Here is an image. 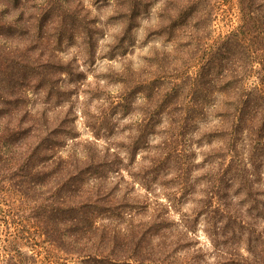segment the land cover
<instances>
[{"label": "trees", "instance_id": "16d2710c", "mask_svg": "<svg viewBox=\"0 0 264 264\" xmlns=\"http://www.w3.org/2000/svg\"><path fill=\"white\" fill-rule=\"evenodd\" d=\"M60 2L0 0V224L17 217L6 208L8 193L34 201L29 212L33 224L13 225L16 233H39L43 252L37 259L6 246L7 254L11 249L14 253L1 264H207L189 250L190 242H183L180 232L173 229L169 240L168 225L133 223L131 211L119 205L121 198H115L106 180L107 171L116 170V153L105 147L100 155L84 150L72 159L63 157L46 116L29 107V92L49 95L57 89L50 72L58 64L52 50L72 29ZM112 2L127 31L141 12H148L152 0ZM161 2L154 30L176 41L171 70L160 76L169 85L160 95V85L152 90L159 96L156 108H167L169 127L191 126L219 143L213 151L215 176L228 160L225 172L260 179L264 0H235L238 11L231 18L225 12L232 0ZM175 135L171 129L167 137ZM184 230L194 233L189 226ZM209 236L214 245L215 231L210 229ZM181 250L183 256L177 257ZM234 262L218 258L214 264Z\"/></svg>", "mask_w": 264, "mask_h": 264}, {"label": "rangeland", "instance_id": "374dc122", "mask_svg": "<svg viewBox=\"0 0 264 264\" xmlns=\"http://www.w3.org/2000/svg\"><path fill=\"white\" fill-rule=\"evenodd\" d=\"M60 3L72 28L52 50L58 64L50 72L61 93L29 92L27 101L33 113L46 116L49 132H56L58 153L72 159L74 153L97 150L100 155L108 147L116 153V170L107 171V184L121 198L119 205L131 211L133 223L168 225V239L173 229L180 232L189 250L207 264L218 258L233 264H255V258L264 264V166L260 179L251 180L225 172L230 167L225 160L215 176L213 151L219 143L191 126L169 127L167 108H156L159 96L152 90L160 85V95L169 85L160 76L171 70L176 41L154 30L161 0H152L127 31L112 0ZM237 11L232 0L225 14L234 17ZM171 129L176 139L167 137ZM8 194L6 208L17 217L0 224V264L14 253L7 254L6 246L39 259L41 235L16 233L13 225L31 226L29 212L37 203ZM185 226L194 233L185 232ZM209 228L216 233L214 245Z\"/></svg>", "mask_w": 264, "mask_h": 264}]
</instances>
